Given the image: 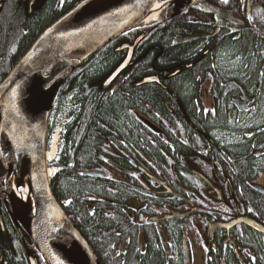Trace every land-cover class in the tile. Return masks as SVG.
Instances as JSON below:
<instances>
[{
    "label": "flooded vegetation",
    "instance_id": "flooded-vegetation-1",
    "mask_svg": "<svg viewBox=\"0 0 264 264\" xmlns=\"http://www.w3.org/2000/svg\"><path fill=\"white\" fill-rule=\"evenodd\" d=\"M161 1H166L162 20L139 26L129 37L118 42L116 51H124L118 49L122 42L133 44L143 35L134 48L132 65L109 87L118 89L126 77L134 74V66H140L141 59L144 61L148 54L151 68L134 84L149 78L148 84L157 85V90L166 92L157 95L163 98V110L159 111L156 106L150 108L153 111L151 132L146 134V145L141 139L128 150L107 147L100 165L88 171V174L102 177L101 181L115 190L114 194L98 198L104 204L106 217L117 219L115 253L123 262L130 253L145 255L149 250L162 253L167 264H264V232L238 222L241 218L249 219L264 228V211L249 196L253 191L264 201V183L261 181L264 171L254 180L242 181L235 172L230 175L218 161L219 137L212 136L215 125H211L218 117L222 92L224 96L228 95L229 116L236 111L243 113L246 138L253 139L254 143L247 155L253 153L255 158H261L264 151L255 143L264 137L261 96L264 87H216V78L209 72L208 78L201 79L192 92L189 104L187 95L180 93L182 89L178 91L176 87L175 90L171 85L185 70L195 65L202 68L206 61L216 69V53L230 42L242 41L244 51L249 52V37H253L259 60L258 65L248 61V75L258 67L264 76L263 1L229 0L227 4L222 0ZM213 8L225 13L218 17ZM10 9V14L15 17L22 13L24 16L34 14L38 12V0L33 4L30 0H0L2 58L14 37L12 28L15 27L8 25L3 17ZM175 25L180 26L179 30L173 29ZM165 32L167 39H158V35ZM180 37L194 38L176 43ZM170 47H181L188 55L170 64L164 63V58L163 61L160 58ZM239 53H231V59H243ZM238 100L242 101L243 110L235 103ZM62 205L67 211L68 203ZM89 205L95 212V203ZM4 208L9 210V206L0 205V216L6 225ZM160 217L167 218L158 220ZM215 223L235 224L229 230L218 227L211 236L210 228Z\"/></svg>",
    "mask_w": 264,
    "mask_h": 264
},
{
    "label": "trees",
    "instance_id": "trees-1",
    "mask_svg": "<svg viewBox=\"0 0 264 264\" xmlns=\"http://www.w3.org/2000/svg\"><path fill=\"white\" fill-rule=\"evenodd\" d=\"M79 0H38V12L27 13L18 19V27L12 28L14 37L5 51L0 50V80L17 63L33 41L53 22L70 10ZM263 4H264V0ZM23 20V23H22ZM179 25L173 29L179 30ZM172 29V31H173ZM6 31V26H3ZM129 32L127 37L132 34ZM168 33H161L158 39H167ZM125 36V37H126ZM3 35L0 39H2ZM253 37L248 38L250 51H244L242 41L230 42L216 53V69L206 61L202 68L197 65L184 71L172 81V87L181 88L183 96L189 103L192 92L201 79L208 78L212 72L215 76L216 87L240 85L251 87H264V76L255 67L248 75L246 65L251 61L258 65L259 51L254 48ZM119 40H114L99 50L89 59L81 62L67 77L59 89L52 112V122L49 135L54 133L58 120L62 115L66 117L60 132L61 152L53 165L58 170L52 179V189L57 199L66 205V209L74 223L81 230L85 238L92 244L103 264H167L162 253L153 251L144 254L130 253L126 261L118 259L115 248L116 218L106 217L104 204L98 198L108 193L114 194L102 177L88 174L102 162L106 155V148L114 146L116 149L128 150L144 140L150 131L152 106L159 111L163 110V90H157V85H136L134 81L143 78L151 68L148 54L141 59L140 66H134L135 72L118 89L104 87L106 77L124 59L126 51H116ZM247 46V44H246ZM239 61H233L230 54H238ZM222 54H226L222 56ZM188 54L181 47H170L164 51L160 60L170 64L177 58L183 59ZM191 55V54H190ZM230 57H229V56ZM221 56V57H220ZM198 67V68H197ZM133 69V68H131ZM200 76V77H199ZM264 102V91L262 92ZM220 108L212 136L218 138L217 158L220 166L226 167L232 175L235 172L242 181L256 179L264 171V155L255 158L252 151L253 139L246 138V128L243 122V113L236 111L229 116L228 95L221 92ZM190 104V103H189ZM168 118V116H165ZM210 127V124L204 123ZM127 145V147L124 146ZM258 149L264 151V137L255 143ZM161 154V149L159 151ZM246 155V157H244ZM234 169V170H229ZM259 171H256L258 170ZM250 198L264 211V201L258 199L257 194L250 192ZM98 200V202L89 200ZM95 203L96 211L89 203ZM7 216V218H6ZM6 225L0 222V264H30L28 250L24 245L21 232V223L4 208ZM31 244L34 246L32 241ZM31 251V249H30ZM37 251V250H36ZM41 259V256L39 255Z\"/></svg>",
    "mask_w": 264,
    "mask_h": 264
},
{
    "label": "water",
    "instance_id": "water-1",
    "mask_svg": "<svg viewBox=\"0 0 264 264\" xmlns=\"http://www.w3.org/2000/svg\"><path fill=\"white\" fill-rule=\"evenodd\" d=\"M91 1L81 0L48 26L0 83V157L7 168L6 185L12 204V214L18 219L14 213L11 194L12 168L6 164L10 153L15 157L19 177V168L24 157H27L35 210L29 213L30 224L24 227L47 264H60V262L77 264L54 244L52 239L55 237L78 244L86 253L90 264H102L92 246L55 196L48 173L47 147L50 119L57 93L73 70L68 69V62L79 57L80 64L111 41L136 28L151 14L158 2V0H119L99 13L83 16V9ZM30 2L33 4L35 0ZM212 11L217 13L218 17L225 13L217 8H213ZM142 37L133 45L124 43L120 46L121 50L127 48L128 53L104 81L105 87H109L130 67L134 48ZM188 38L194 37H180L176 43L185 42ZM39 71L45 75H52V81L41 103L33 108L28 101V92L34 76ZM149 81H151L149 78H145L139 84ZM235 103L240 110L244 109L240 104L242 101L238 100ZM18 181L23 183L21 177ZM217 191L220 193L219 190ZM165 218L167 217H160L158 220ZM238 222L247 223L264 232V228L252 220L241 218ZM235 223H215L210 228V235L212 236L218 227L229 230ZM29 260L30 264H41L39 258L31 253Z\"/></svg>",
    "mask_w": 264,
    "mask_h": 264
},
{
    "label": "bare ground",
    "instance_id": "bare-ground-1",
    "mask_svg": "<svg viewBox=\"0 0 264 264\" xmlns=\"http://www.w3.org/2000/svg\"><path fill=\"white\" fill-rule=\"evenodd\" d=\"M119 0H92L90 3L86 5V7L82 11L83 16L93 15L103 11L104 9L110 7L114 3ZM166 7V1L159 0L152 10L151 14L144 20L145 23H151L157 21L160 18L164 8ZM79 57L68 62V69L72 70L79 65ZM52 81V75H45L42 71H39L33 78V81L30 85V89L28 92V101L31 107H37L50 83ZM58 140H59V130L54 135L50 148L47 152V161L51 163L58 152ZM7 166L12 168V179H11V194L12 201L14 203V213H16L18 219L22 223V225L28 226L30 224V215L29 213L32 210H35V201L31 188V176L28 168L27 157H24L21 167L19 168L20 177L23 181L22 189L17 188V180L18 175V167L15 161V157L12 153L9 154L7 158ZM56 169L54 167L49 166V177L51 178ZM54 244L66 255H68L74 262L77 264H90L89 259L83 249L76 243L72 241H64L58 238L52 239Z\"/></svg>",
    "mask_w": 264,
    "mask_h": 264
},
{
    "label": "rangeland",
    "instance_id": "rangeland-1",
    "mask_svg": "<svg viewBox=\"0 0 264 264\" xmlns=\"http://www.w3.org/2000/svg\"><path fill=\"white\" fill-rule=\"evenodd\" d=\"M163 12H164V10H163ZM163 12L160 15V18L158 20H162V17H164V13ZM10 13H12V9H10L9 12L5 11L3 17L6 20V22L8 23V25H10V26L13 25L14 27L17 28L18 27V21H19L18 19L22 16V14H18V19H17L14 15H12ZM152 23H155V22H151V24ZM225 55L226 54H222V56H225ZM65 119H66V117L64 115H62V117L59 118L58 124H57L56 129H55V132L59 128H62V125H63V122H64ZM51 122H52V118H51ZM60 141L61 140H60V135H59L58 152H57L56 159L59 158V155H60V152H61V148H62L61 144H60ZM49 148H50V145H49ZM2 164L3 163H1V159H0V188H1V190H0V205L2 204L3 206L4 205L9 206L10 203H9L8 195L6 194V186H5L6 176H7V168H6L5 164H3V165ZM49 166L55 167L54 165H52V163H49ZM55 169H56V167H55ZM57 170H58V168H57ZM261 181L264 183V175L262 176ZM21 226L23 227L22 223H21ZM24 229L21 232V234L23 236L24 245L26 246V249H31L32 254H34L35 257H37L38 253L36 251L35 245L33 246L31 244V242H30L31 238H30L29 234L25 232L26 229L25 230Z\"/></svg>",
    "mask_w": 264,
    "mask_h": 264
},
{
    "label": "snow or ice",
    "instance_id": "snow-or-ice-1",
    "mask_svg": "<svg viewBox=\"0 0 264 264\" xmlns=\"http://www.w3.org/2000/svg\"><path fill=\"white\" fill-rule=\"evenodd\" d=\"M229 2V0H222V3H224V4H227ZM151 5L149 4L148 5V7H150ZM14 95H15V93H14ZM15 106L13 105V108H14ZM68 203H70V201L68 202ZM60 264H62V262H60Z\"/></svg>",
    "mask_w": 264,
    "mask_h": 264
}]
</instances>
